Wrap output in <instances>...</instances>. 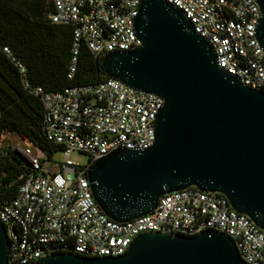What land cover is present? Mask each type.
<instances>
[{
	"label": "built area",
	"instance_id": "1",
	"mask_svg": "<svg viewBox=\"0 0 264 264\" xmlns=\"http://www.w3.org/2000/svg\"><path fill=\"white\" fill-rule=\"evenodd\" d=\"M164 1L178 9L195 33L212 45L218 68L244 87L264 92V57L255 36L260 11L254 0ZM49 2L48 20L71 28L69 79L82 46L94 56H103L134 51L141 45L133 30L140 0ZM0 53L15 66L24 90L39 99L44 137L64 156L53 169L51 160L21 150L37 173L21 181L15 197L0 206L7 264H32L54 253L118 257L141 233L192 237L204 230L229 236L245 264H264V231L231 209L221 194L193 187L164 194L152 212L125 223L109 220L95 204L87 181L90 166L117 149L143 151L152 146L161 98L110 79L59 92L30 88L25 68L8 48L0 44ZM71 152L85 154L86 165L73 164L68 159Z\"/></svg>",
	"mask_w": 264,
	"mask_h": 264
},
{
	"label": "water",
	"instance_id": "2",
	"mask_svg": "<svg viewBox=\"0 0 264 264\" xmlns=\"http://www.w3.org/2000/svg\"><path fill=\"white\" fill-rule=\"evenodd\" d=\"M254 2L264 57V0ZM133 30L140 47L105 53L101 69L107 79L156 95L163 104L152 146L117 149L90 166L95 204L109 220L125 223L152 212L160 196L193 187L221 194L264 231V92L218 68L212 45L164 0H140ZM7 250L0 223V264H7ZM32 264L245 263L229 236L204 230L192 237L141 233L118 257L54 253Z\"/></svg>",
	"mask_w": 264,
	"mask_h": 264
},
{
	"label": "trees",
	"instance_id": "3",
	"mask_svg": "<svg viewBox=\"0 0 264 264\" xmlns=\"http://www.w3.org/2000/svg\"><path fill=\"white\" fill-rule=\"evenodd\" d=\"M51 10L49 0H0V44L25 68L29 87L59 92L107 79L101 69L103 56L92 55L84 46L72 78H67L71 28L52 24L47 17ZM42 114L39 99L24 90L15 66L0 53V136L16 134L51 160L60 149L46 141ZM36 173L13 150L0 149V206L15 197L21 181Z\"/></svg>",
	"mask_w": 264,
	"mask_h": 264
},
{
	"label": "rangeland",
	"instance_id": "4",
	"mask_svg": "<svg viewBox=\"0 0 264 264\" xmlns=\"http://www.w3.org/2000/svg\"><path fill=\"white\" fill-rule=\"evenodd\" d=\"M9 148L16 153L18 152L21 156V150L28 149L30 155L33 157H45L40 151L35 149L32 145L27 143L23 138L16 134L4 133L0 136V149ZM24 160L27 161V157L21 156ZM68 159L78 166H84L87 163V157L83 153L71 152L68 156ZM64 160V156L61 152H57L51 156V167L56 169V164Z\"/></svg>",
	"mask_w": 264,
	"mask_h": 264
}]
</instances>
